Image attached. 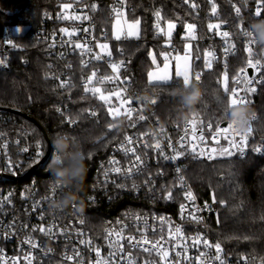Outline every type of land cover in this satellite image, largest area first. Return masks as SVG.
I'll return each mask as SVG.
<instances>
[{
  "label": "trees",
  "instance_id": "obj_1",
  "mask_svg": "<svg viewBox=\"0 0 264 264\" xmlns=\"http://www.w3.org/2000/svg\"><path fill=\"white\" fill-rule=\"evenodd\" d=\"M70 1L0 0V40L3 41L4 35L9 34L17 45V49L13 50L4 62H0V108H14L33 115L48 132L52 148L53 139L58 134L68 133L72 136L77 147L85 154L87 165L86 179L76 200L82 198L87 207H93L88 210L92 214H87V220L94 218V223H91L97 224L98 229L103 225L105 210L115 212L123 205L116 200L110 205L103 203L96 206L87 201L84 195L94 183L95 170L113 147L132 130L126 116L121 115L113 120L108 114L107 105L97 94H83V88L79 86V81L90 75L91 68L97 65L98 61L91 60L85 67L81 63L82 59L72 54L71 68L66 77L67 86L64 88H59L48 77L51 68L62 70L65 62L47 55L42 37L43 28L50 25L55 28L56 23L67 24V19L58 21L56 17L62 3ZM96 1V34L110 40L109 49L116 57H119L117 51L121 50V55L129 60L121 75L127 80L128 87L136 91L140 100H148L145 106L150 109L152 118L161 125L193 120V113H196L195 122L198 124L201 121L217 124L229 120L228 94L221 87V77L227 74L228 88L231 89L232 78L247 65L249 53L246 49L250 38L245 37L242 30H247L249 23L257 18L254 16L256 0H188V3H185V0H122L126 21H140L138 38L132 35L126 40H122V37L116 40L110 35L114 18L112 13L114 9L117 11V8L108 7L112 0ZM232 1H236L242 9L239 16L231 6ZM193 3L197 6L195 9L191 7ZM213 5L215 14L212 12ZM153 7L159 10L164 23H175L172 45H165L161 37L155 34L151 16ZM259 18L264 19V14ZM210 23L219 24V29L209 31ZM187 24L196 26L192 56L193 73L200 74L201 80L198 84L202 90V96L193 109L185 108L180 99L172 95L175 89L183 85L180 79L166 83L147 81V73L152 66L151 57L154 56L160 61V54L164 50H181V32ZM20 26H24L23 31H14V28ZM38 30L39 34L36 33ZM218 31L230 34L227 43L219 39ZM253 38L255 39L254 36ZM231 45L235 47L232 48ZM223 47L229 49L224 61L225 66H222L223 61L214 58L211 51H220ZM251 48L253 59L260 58L262 46L254 43ZM207 53L211 54V68L204 64L203 55ZM102 87L111 90L108 83ZM255 89L248 95L250 108L257 115L251 140L264 143V83H260ZM59 107L74 121L73 125L61 121ZM92 112L96 115L93 116ZM121 121L123 123L118 130H109L110 123L117 124ZM140 127L144 129V125ZM0 129L6 132H26L36 150L34 159L39 160L45 154L47 142L42 132L22 115L3 112ZM53 151L44 164L30 170L24 181H29L32 177L45 184L54 181L48 171ZM163 169L168 170L165 165ZM184 170L196 194L204 200L215 199L219 205L218 220L209 223L211 238L220 243L226 254L250 256L261 264L264 261V153H250L244 157L223 155L205 162L188 158L185 160ZM126 199L130 201L132 197ZM244 237L251 239L246 240Z\"/></svg>",
  "mask_w": 264,
  "mask_h": 264
},
{
  "label": "built area",
  "instance_id": "obj_2",
  "mask_svg": "<svg viewBox=\"0 0 264 264\" xmlns=\"http://www.w3.org/2000/svg\"><path fill=\"white\" fill-rule=\"evenodd\" d=\"M69 3L72 4L70 10L79 19H67V24L56 23L55 28L52 25L43 28L42 37L47 55L65 62L62 70L51 68L48 77L59 87L60 81H66L71 68L70 56L76 54L85 62L91 60L99 62L90 70V75L93 71L96 72L92 85H89L90 87H98L108 83L111 89L120 91L121 98L126 97L131 101L130 104L125 105V108L133 109L131 123H134L135 126L131 127L132 132L127 135L132 138L133 144L128 145L124 138L113 147L101 162L99 168L95 170L94 183L84 195L87 201L96 206L103 203L110 205L116 200L123 206L115 212L105 210L103 225L98 229L97 224H93L94 218L90 217V221L87 220V214H92L88 210L93 207H87L82 198L76 200L64 210H52L50 200L58 198L67 189L53 182L45 184L36 181V177L24 181L25 176L35 165L37 167L41 166L42 158L39 160L34 159L36 150L32 139L26 132L19 130L6 132L0 129V264H26L23 258L29 253H31L32 264H96L98 259L109 261L110 252L118 253L111 260V264H201V261L206 262V264H220V261L215 259L216 250L214 245L218 242L211 238L209 232V223L218 220L219 205L215 199L204 200L196 194L186 177L184 165L185 160L188 158L205 162L218 156H227V154H222L219 151L220 148H230L229 140L225 137L233 138L238 142L239 136H235L231 131L228 133L217 131L219 127L226 126L229 120H225L224 125L222 124L224 121L217 124L212 123L211 129L208 128V124L211 122L198 124L194 121L196 125V140L194 141L192 140V126L189 125L187 130L185 129L186 120L168 125H161L157 122L156 119L152 118L150 109L145 106L148 100L146 98H144V101L140 100L136 91L128 87L127 80L123 79L121 75L122 71L126 70L129 60L121 55V50L117 51L119 57H116L109 49L110 40L101 38L96 34L94 13L97 10V1L71 0ZM93 4L96 5L95 9L92 8ZM231 6L234 9L236 7L240 8L236 1H232ZM257 6L258 0H256L254 8L256 9ZM108 7L110 9L117 8L112 16L124 15L122 0H112L108 3ZM240 10L241 14L242 9L240 8ZM156 11L159 10L153 7L151 14L153 18L152 28L164 43L169 42L168 45H172L174 31L169 38L166 37L165 33L158 31L156 28ZM63 16L64 12L60 10L56 20L63 19ZM85 16L87 19H84ZM160 25L161 27L164 26L162 19ZM71 27L77 29V34L72 37V44H69L67 43L68 36L61 33L60 29ZM36 33L39 34L40 31L38 30ZM222 33L223 31H218L217 36L223 43H226V39L229 38H224ZM104 34L103 31L102 35ZM186 36L187 32L182 31L181 37L185 38ZM127 38V34L124 33L122 40ZM8 40H11L12 43L5 42ZM3 41L0 40V62H4L10 53L17 49V45L9 34L4 35ZM76 42L86 44L87 48L92 49V53L85 52L82 56V49L73 46ZM98 43H106L108 48L101 50L97 46ZM53 44L54 46H52ZM225 49L226 47L221 48L220 51L211 50L214 58L223 61L222 66H225L224 61L227 55ZM108 52L111 53V56L107 55ZM172 52L171 48L170 53ZM94 53H99L102 59H92L91 56ZM260 58L262 64H264V46L261 48ZM113 63L118 65L116 72H113L111 68ZM248 68V65L244 67L247 72L246 76L241 74L238 77L240 69L231 81V89L240 88L242 90L241 95L245 94L244 90L248 87L259 85L260 83H256L257 80L264 79V69L257 73L255 69L250 68L249 73ZM104 76L111 79L105 80L102 84L97 83ZM236 77L241 81L239 84L234 83ZM85 78L79 81V86L83 88V94H86L84 91ZM249 79L252 80L251 85L246 83ZM3 112L5 111L0 109V119H3ZM58 113L62 122L69 125L74 124V121L61 107L58 108ZM139 115H143L145 119L139 120ZM254 116L255 119L251 120L250 125L252 129L257 120V115L254 114ZM70 120L73 122L70 123ZM142 125H144V129L140 127ZM201 133L204 138L203 143L199 142ZM181 136H185L186 141L198 144L196 153L179 148ZM157 141L160 143V149L154 147ZM169 142H171L172 147H169ZM146 144L150 147H145ZM121 145H124V147L122 148ZM131 147H135V154L131 151H125V149ZM256 148H260L261 151H255ZM174 149L182 152L183 155L173 159L172 157H175ZM210 149H216V151H209ZM230 151L233 152L231 156L237 157H244L250 153L261 155L264 153V143L251 140L250 133L243 153L235 147H231ZM135 155L141 156L144 161L142 165L133 167L137 163ZM165 156L169 158L165 159ZM209 156L212 158L210 159ZM112 161H118L119 163H110ZM163 165L168 170H164ZM116 167L121 168L120 173L115 172ZM128 168H133L131 174L126 172ZM180 177H183V182H181ZM54 188L56 189L55 195L52 191ZM168 191L172 193L171 199L166 198ZM187 191H191L195 197L194 201L185 198V192ZM47 197L51 198L46 199ZM127 197H132V200H127ZM182 204L185 206L183 213ZM193 212L199 220L192 219L189 214ZM161 218L164 220L163 223ZM169 224L172 225L174 235L175 227H180L185 239L180 240L177 237L175 240H169ZM42 227L45 230L51 228V232H41L39 229ZM109 232L112 233L111 237H108ZM118 233L122 237L119 240V244L123 245L122 251L119 250L116 244L110 246V242L117 241ZM161 235L165 237L163 243L169 253L163 260L158 254V250L152 249L151 244L143 245V247H133L128 240V237H136L137 240L145 237L149 241H157ZM197 236L207 239L213 247H205L203 243H197L193 246L194 238ZM29 239L36 244V247H32L31 244L26 242ZM81 241H84V243H81ZM132 243L135 244L136 241ZM176 245H184L187 247V252L185 253L182 247ZM144 247L149 248L150 251L145 252ZM96 249L100 250L99 257L96 254ZM77 252L79 256L76 255ZM177 252L181 253L179 257L176 256ZM201 253L205 255L201 257ZM185 256L187 259H185ZM18 257L20 259L17 260ZM67 257H73L74 259L69 260ZM198 257H200V260H197ZM220 258L224 264H245L243 258H247V264H260L250 256H230L223 249L220 252Z\"/></svg>",
  "mask_w": 264,
  "mask_h": 264
},
{
  "label": "snow or ice",
  "instance_id": "obj_3",
  "mask_svg": "<svg viewBox=\"0 0 264 264\" xmlns=\"http://www.w3.org/2000/svg\"><path fill=\"white\" fill-rule=\"evenodd\" d=\"M210 2H212V0H210ZM185 3H188V0H185ZM71 7H72L71 3L63 4V8L64 9H68V8H71ZM95 7H96V5L93 4L92 8L95 9ZM191 7L193 9H195L197 6H196L195 3H193V4H191ZM113 11H116V10L114 9ZM215 11H216L215 5H213V9H212L213 14H215ZM235 11H236L237 16H239L240 12H241L240 8L236 7ZM262 14H264V0H258V6H257V8L254 11V16L259 18V17L262 16ZM155 16L157 18L156 28L158 29V31L160 33H165V29L163 27H161V25H160V20L163 19L162 16H161V13L159 11H156L155 12ZM62 18L63 19H79V17H68V16H63ZM84 19H87V17L85 16ZM139 24H140L139 20H135L133 23L129 24L128 25L129 29L136 28L137 31L136 32L129 31L128 35H130V36L131 35H135L138 38V36H139V32H138ZM174 27H175V23L173 21H167L168 32L165 33V34L170 36L171 35V30ZM195 27L196 26L194 24H187L186 25V28L189 30V33L192 35V39L196 38L195 35L192 34L194 32ZM219 27H220L219 24H215L214 25V24L210 23L208 25L209 31H212L214 29H219ZM17 31H21V29H17ZM60 31L62 33H65L68 36L67 43L72 44V37L77 34L76 30L73 29V30L70 31L68 28H62V29H60ZM242 31H243V35L244 36L250 38L249 39V45H248V47L246 49L247 52L249 53V58L247 59L246 64L248 65L249 68L255 69L257 73H260L261 70L264 69V64H262L261 58L253 59V57H252L251 45L256 43L255 39L253 38L252 34L249 33L247 30H242ZM222 35H223L224 38H229V36H230V34L228 32H223ZM114 36H115L116 40L121 39V33L116 32L115 29H114ZM5 42L8 43V44L12 43L11 40H8V41H5ZM227 42H228V40L226 39V43ZM52 46H54V44ZM73 46H74V48L82 49V52H81L82 56L84 55L85 52L92 53V49L87 48L86 44H81L79 42H76V43H74ZM97 46L101 50H106L108 48V45L106 43H98ZM231 47L234 48L235 45H231ZM228 50L229 49L226 48L225 52H227ZM107 55L111 56V53L108 52ZM91 58L99 60V59H102V56L99 53H94V54H92ZM152 59H153V63L155 64L156 63L155 57L153 56ZM167 59H168V56L165 55V60H167ZM174 59L176 61L175 73H174L175 78L182 80V83H183L184 86H188V85L192 84L193 81H195V83H199L200 82V80H201L200 74L199 73H193L191 71L190 64L188 63L187 54H185L183 57H181L178 54V55H176L174 57ZM182 59H183V64H181V60ZM81 63L85 67H87V62L82 60ZM211 66L212 65H211L210 62L206 63V67L207 68H211ZM111 68H112L113 72H116L118 70V65L116 63H113V64H111ZM241 74L245 75V76L247 75V72H246V70L244 68H241L240 74H238V77ZM95 76H96V72L93 71L90 76L85 78L84 91L86 93L91 92L93 95L99 94L98 98L101 101H103L105 104L109 105L107 111H108L109 116H111L113 120H116L119 116L123 115V116H126V118L130 121L129 127H134L135 126L134 123H131V121L133 120V115H132L133 109L124 108V105L130 104L131 101L128 98H126V97L125 98H121V93L120 92L109 93V94L106 95L104 92H102L101 88H99V87H90L89 85H92L93 78ZM238 77L234 78V83L239 84L241 82ZM171 78H172V76L170 75V73L168 71L167 64L164 65V69H163V74L162 75H157L156 73L151 72V71L148 73V79H149L150 83H153V82H167ZM110 79H111L110 77L104 76V77L100 78L97 81V83L102 84L105 80H110ZM223 79L225 81L224 91H225L226 94H228V105H227L228 108H230L232 106L239 105V104H247V105H249L251 103V101L248 99V95L251 92H254L256 90L255 87H248L247 89L244 90L245 94L241 95L240 93H241L242 90L240 88L237 87V88L229 89L227 87V79H228V77H227L226 73L224 74V78ZM246 83L248 85H251L252 84V80L249 79V80L246 81ZM256 83H264V79L257 80ZM66 86H67V82L66 81H60L59 87L64 88ZM112 95H115L117 97V99L119 100V104L118 105H112L111 104V96ZM122 108H124L123 112L121 111ZM91 114L93 116L96 115L95 112H92ZM225 114H227V112ZM195 118H196V113H193V120L192 121H187V120L185 121V129L186 130L189 127V125H191L192 128H193V136H192V140L193 141L196 140V135H195V127H196V125H195V122H194ZM138 119L139 120H144L145 117L143 115H139ZM253 119H255L254 115H253ZM69 122L71 123L73 121L70 120ZM201 123H202V121H201ZM108 128H109V130H112V129H117L118 130V126H117L116 123H110L108 125ZM208 128H210V129L212 128V123L208 124ZM217 131L218 132H224V133H228V132L231 131L232 133H234L235 136H239L240 139H239L238 142L235 141L233 138H230V137H227V136L225 137V139L229 140L230 148L231 147H235V148L239 149V151L241 153H243V149H244V147H246V144H247L248 135L252 132V128H251V126H249L246 131L238 132L236 130V127H235L234 123L229 120V122L227 123L226 126L219 127L217 129ZM186 134H187V132H186ZM125 141L127 142L128 145H132L133 144L132 138L130 136L126 135L125 136ZM199 142L200 143L204 142V138H203L202 133H201V135L199 137ZM121 147L123 148L124 145H121ZM145 147H150V145L146 144ZM154 147L156 149H160V143L157 141L155 143ZM169 147H172L171 142H169ZM179 148L185 149L186 151L187 150H191V152L196 153L197 150H198V144L197 143H193L191 141H186L185 136H181L180 137ZM230 148H220L219 151L222 154H227L228 156H231V155H233V152L230 151ZM25 151H27V149H25ZM125 151H131L133 154H135V147L127 148V149H125ZM174 151H175V157H172L173 159L183 155V153L180 152V151H176L175 149H174ZM209 151H216V149H210ZM255 151H261V149L260 148H256ZM161 154L163 155L162 151H161ZM168 158L169 157L165 156V159H168ZM209 158L211 159L212 157L209 156ZM89 159H91V154H89ZM135 161L137 163L134 164L133 167H137L138 165H142L144 163V161L141 159L140 155H135ZM110 163L118 164L119 162L118 161H112ZM114 170L117 173L121 172V168H119V167H116ZM132 171H133V168H128L126 170V172L128 174H131ZM178 171H179V169H178ZM105 174L107 175V173H105ZM180 180H181V182H183V177H180ZM52 191H53V195H55L56 194V189L54 188ZM50 198L51 197H47L46 199H50ZM166 198H168V199L172 198L171 191L167 192ZM185 198L188 199V200H193V201L195 200V197L193 196L191 191L185 192ZM5 199H7V198H5ZM214 202H215V200H214ZM221 203H223V202H221ZM206 207H207V205H206ZM184 208H185V206L182 204L181 205L182 213H183ZM189 215L192 217V219L199 220V218H197L194 215V212L190 213ZM161 222L162 223L164 222L163 218H161ZM81 223H83V221H81ZM39 230L41 232H45V231L51 232V228L45 230L42 227ZM121 231H123V229H121ZM174 232H175V235L173 234L172 225L169 224V226H168V239L169 240H175V239H177V237L180 240H184L185 239L180 227H178V226L175 227ZM111 235H112V233L109 232L108 233V237H111ZM117 236H118L117 241L110 242V246H112V244H116V245H118L119 250L122 251L123 245L119 244V240L122 239V237L119 236V233L117 234ZM244 239L248 240V239H251V237H244ZM128 240H129V243L132 244L133 247H137V246L143 247V245L151 244L152 249H157L158 250V254L161 256L162 260L165 259L168 256V254H169L168 250L164 247V243L163 242H165V237L163 235H161L160 239L157 240V241H149L145 237H142L140 240H137L136 237H128ZM133 241H136V243L133 244L132 243ZM26 242L31 244L32 247H36V244L33 243L30 239L27 240ZM81 243H84V241H81ZM88 243L90 244L91 242L89 241ZM197 243H203V245L205 247H213V245H211L209 243V241L207 239L203 238L202 236H197L196 238H194L193 246H195V244H197ZM176 246L182 247L183 251L185 253L187 252V247H185L184 245H176ZM214 248L216 250L215 259L219 260L220 264H224L223 260H221V258H220V252L222 251L220 243H216L214 245ZM143 250L145 252H149L150 251V249L147 248V247H144ZM96 254H97L98 257L100 256V250L99 249H96ZM117 254H118L117 252H110L109 253V258H110L109 261H103V260L98 259L96 261V264H111V260L113 258H115L117 256ZM76 255L79 256V253L77 252ZM180 255H181L180 252L176 253L177 257H179ZM204 255H205L204 253H201V257H203ZM30 256H31V253H29L27 256H25L23 258L26 261V264H32V260L30 259ZM129 257H130V254H129ZM16 259L18 260L20 258L18 257ZM67 259L71 260V259H74V258L73 257H67ZM121 259H123V257H121ZM185 259H187L186 256H185ZM243 259L245 260V264H247V258H243ZM197 260H200V257H198ZM201 264H206V262L201 261ZM261 264H264V261H262Z\"/></svg>",
  "mask_w": 264,
  "mask_h": 264
},
{
  "label": "clouds",
  "instance_id": "obj_4",
  "mask_svg": "<svg viewBox=\"0 0 264 264\" xmlns=\"http://www.w3.org/2000/svg\"><path fill=\"white\" fill-rule=\"evenodd\" d=\"M247 31L255 37L258 45L264 46V19L256 18L249 23ZM173 96L178 97L187 109H193L202 96L198 83L182 85L175 89ZM253 112L250 105L239 104L229 108V120L239 131H246L251 125ZM122 121L117 126H122ZM53 156L48 164V171L54 177V184L64 186L67 190L58 198L50 200V208L60 211L68 208L77 199L86 179V156L81 151L72 136L68 133L58 134L53 139Z\"/></svg>",
  "mask_w": 264,
  "mask_h": 264
},
{
  "label": "rangeland",
  "instance_id": "obj_5",
  "mask_svg": "<svg viewBox=\"0 0 264 264\" xmlns=\"http://www.w3.org/2000/svg\"><path fill=\"white\" fill-rule=\"evenodd\" d=\"M65 3H69V2H65ZM65 3H62V6H61V10L64 12V16L76 17V14L74 12H72L70 10V8H68V9H64L63 8V4H65ZM129 24H131V22H127L126 19H125V16L123 14H121V15L119 14L118 16H115L112 19V23H111V27H110V35L112 37H115L114 36V29H115L116 32L121 33V37L123 36L124 33L127 34V36H130V35H128V32L129 31L136 32L137 29L136 28L129 29V27H128ZM163 28L165 29V33H167L168 32L167 22L164 23ZM17 29H21V31H23L24 30V26H20ZM17 29L14 28V31H17ZM73 29H75L76 32H77L76 28H74V27L69 28L70 31L73 30ZM184 30L187 32V36L185 38H183L182 49L178 50L176 52H172V53H170V50L169 51L168 50H164L160 54V59H161L160 61H157V59L155 58V60H156L155 64L153 63V59H152L153 57H151L152 66L149 69L148 73L151 71V72L156 73L157 75H162L163 74L164 65L167 64L168 71H169L170 75L172 76V78L169 81H167V82H170V81L176 79L175 75H174L175 66H176V61H175L174 57L176 55H178V54L181 57H183L185 54H187L188 63L190 64L191 71L193 72L192 56H193V42H194L195 39H192V35L189 33V30L186 28V26L184 27ZM21 31H17V32H21ZM173 31H174V28L171 30V35L173 34ZM192 34H194V32ZM171 35L170 36L166 35V37L169 38V37H171ZM168 43L169 42L165 43V45H168ZM165 55L168 56L167 60H165ZM203 58H204V64L206 65L207 62L211 61V54L210 55H209V53L204 54ZM181 64H183V59L181 60ZM148 73H147V81L149 82ZM223 78H224V75L221 77V87L224 90L225 81H224ZM153 83H166V82H153ZM228 84L229 83H228V79H227V87H228ZM98 87L101 88L102 92H104L106 95L109 94V93L120 92L118 89H111V90L102 89L103 88L102 85L98 86ZM97 96L99 97V94H97ZM111 104L112 105H118L119 104V100L117 99V97L115 95L111 96ZM106 105H107V108H108L109 105L108 104H106ZM124 108H125V105H124ZM124 108L121 109L122 112L124 111Z\"/></svg>",
  "mask_w": 264,
  "mask_h": 264
},
{
  "label": "water",
  "instance_id": "obj_6",
  "mask_svg": "<svg viewBox=\"0 0 264 264\" xmlns=\"http://www.w3.org/2000/svg\"><path fill=\"white\" fill-rule=\"evenodd\" d=\"M250 71H251V69L248 68L249 73H250ZM193 82H195V81H193ZM0 109L3 111L18 113L38 127V129L42 132V134H43V136L47 142V150H46L45 154L42 156V160H41L42 161L41 164H44L47 161V159L49 158L51 151H52V142H51L50 136H49L48 132L46 131L45 127L33 115H31L30 113H27L25 111L14 109V108H0ZM225 123H226L225 121L222 122L223 125ZM36 167H37V165H35L33 168H36Z\"/></svg>",
  "mask_w": 264,
  "mask_h": 264
},
{
  "label": "bare ground",
  "instance_id": "obj_7",
  "mask_svg": "<svg viewBox=\"0 0 264 264\" xmlns=\"http://www.w3.org/2000/svg\"><path fill=\"white\" fill-rule=\"evenodd\" d=\"M71 58H72V56H71ZM88 64V63H87Z\"/></svg>",
  "mask_w": 264,
  "mask_h": 264
}]
</instances>
